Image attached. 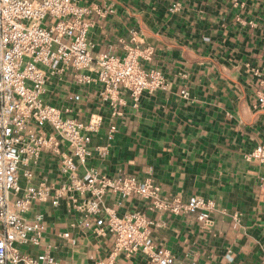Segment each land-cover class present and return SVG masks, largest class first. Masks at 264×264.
Listing matches in <instances>:
<instances>
[{
	"label": "crops",
	"instance_id": "crops-1",
	"mask_svg": "<svg viewBox=\"0 0 264 264\" xmlns=\"http://www.w3.org/2000/svg\"><path fill=\"white\" fill-rule=\"evenodd\" d=\"M77 1L113 9L105 17H87L93 21L87 33L93 57L123 56L135 31L141 48H153L152 59L139 63L161 69L168 81L165 91L143 92L137 106L128 93H120L125 105L109 153L101 159L93 151L88 164L108 176L150 179L165 200L189 195L210 200L212 223L203 226L199 211L150 209L137 195L108 193L104 204L118 215L139 211L151 220L152 236L174 256L172 264H264V165L245 158L264 145V109L255 101L263 76L252 73L264 69V0ZM175 2L180 7L171 10ZM97 88L75 85L71 71L46 84L47 100L68 106L66 116L102 115L90 147L105 142L109 116ZM182 89L188 98L180 95ZM74 92L80 93L79 101L69 99ZM53 158L43 153L30 164L31 183H62ZM24 178L20 169L22 185ZM25 215H41L46 224L44 245L29 251L47 244L57 264H106L114 236H95L80 223L78 212L67 211L65 200L57 206L34 202ZM111 264H147V257L120 253Z\"/></svg>",
	"mask_w": 264,
	"mask_h": 264
},
{
	"label": "built area",
	"instance_id": "built-area-1",
	"mask_svg": "<svg viewBox=\"0 0 264 264\" xmlns=\"http://www.w3.org/2000/svg\"><path fill=\"white\" fill-rule=\"evenodd\" d=\"M230 1L237 4L240 0ZM179 7L175 2L171 10ZM111 12L110 5L79 4L77 0H0V264H57L50 245L41 251L27 249L44 245L46 224L42 216L25 215L34 202L57 206L65 200L67 211L78 212L80 223L95 236L112 234L114 245L106 264L113 263L120 253L131 256L136 252L147 257V264H172L174 260L169 250L153 238V222L139 211L116 214L104 204L108 193L119 198L140 196L148 201L150 209L160 212L199 211L197 218L203 226L212 223L210 200L197 195L165 200L150 179L108 176L88 164L93 151L101 159L109 153L125 105L121 92L128 93L133 106H137L143 92L168 89L161 69L144 68L139 63L152 59L153 48H141L135 31L132 44H125L123 56L113 52L92 56L87 33L93 21L87 17H105ZM68 71L77 86L98 85L97 97L109 110L103 144L90 147L102 125L101 114L72 118L65 115L70 112L68 106L46 98V84ZM252 73L263 76L255 101L264 109V69H252ZM180 95L188 98L189 92L182 89ZM80 97L74 92L69 99L79 101ZM43 153L52 154L64 177L58 187L47 180L37 185L29 181V166ZM245 158L264 165V145H256ZM20 169L24 171V185L20 183Z\"/></svg>",
	"mask_w": 264,
	"mask_h": 264
}]
</instances>
